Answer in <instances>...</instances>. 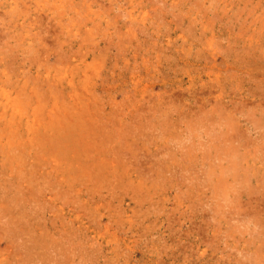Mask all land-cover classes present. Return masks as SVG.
<instances>
[{
  "label": "rangeland",
  "instance_id": "374dc122",
  "mask_svg": "<svg viewBox=\"0 0 264 264\" xmlns=\"http://www.w3.org/2000/svg\"><path fill=\"white\" fill-rule=\"evenodd\" d=\"M0 264H264V0H0Z\"/></svg>",
  "mask_w": 264,
  "mask_h": 264
}]
</instances>
